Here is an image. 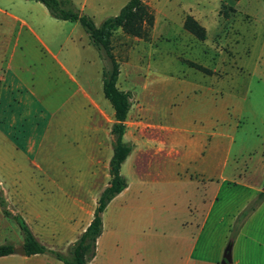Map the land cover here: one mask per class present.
Wrapping results in <instances>:
<instances>
[{"label": "rangeland", "instance_id": "rangeland-1", "mask_svg": "<svg viewBox=\"0 0 264 264\" xmlns=\"http://www.w3.org/2000/svg\"><path fill=\"white\" fill-rule=\"evenodd\" d=\"M144 1L159 19L151 40L120 31L114 52L118 87L134 96L127 136L139 143L135 165L146 181L125 170L134 195L103 213L94 264H112L122 258L115 249L133 243L146 245L147 264H164L161 245L197 240L205 217V241L223 254L238 228L232 258L243 236L264 231V0ZM189 15L205 39L184 28ZM189 62L214 73L186 80ZM103 67L79 22L54 18L35 0H0V192L48 177L80 181L85 191L102 179L93 158L115 121Z\"/></svg>", "mask_w": 264, "mask_h": 264}, {"label": "crops", "instance_id": "crops-1", "mask_svg": "<svg viewBox=\"0 0 264 264\" xmlns=\"http://www.w3.org/2000/svg\"><path fill=\"white\" fill-rule=\"evenodd\" d=\"M72 1L78 8H80L82 13L89 15L93 18L94 21L97 15L102 16L101 21L103 22L107 17L119 14L123 6L129 0ZM45 8L47 12H49V14L53 16L46 6ZM41 10L46 14L43 8H41ZM155 16V24L157 25L159 19L156 12ZM167 18L169 20L168 24L171 27L170 24L172 19L168 14ZM22 22L24 24H27L25 20H22ZM102 22L100 24H97L96 22L95 23L97 25H101ZM37 37L39 41L48 50H50L49 45L39 35H37ZM202 66L205 67L204 65ZM190 67L194 69H187V73L181 75L186 80H189V77L192 74L194 76H209L210 73H214L212 69H209L211 70L210 72H206L191 65ZM178 76L181 78L179 74ZM90 118L93 120V130L101 132L99 125L102 124V121L98 123V121L100 120L99 117L97 118L94 115ZM6 130L7 131L5 133H11L10 126L6 128ZM125 141L130 142L134 145L132 152L122 165V174L126 177L128 186L112 201L126 193H133L131 192L132 182L125 174L126 169L129 170L131 175L137 180L141 182L146 181L145 177L141 173H139L135 165L133 153H135L136 151L135 148H139L138 141H132L131 139H128L127 130L125 134ZM111 142L112 139H110V137L109 140L104 139V141L100 140L98 142V147L101 150L100 155L97 157L95 156L93 158V161L96 164L98 174L102 175V179L95 183L93 188L90 187L89 189L82 191V184L80 181L60 178L55 179L51 177H48L43 181H31L30 184L20 183L16 185L15 190H11L3 186L7 191L8 198L10 199L11 203L23 215L36 239L48 248L67 254L70 245L81 237V235L85 232V230L93 220L98 199L100 198L105 188L109 186L111 181L110 162L114 153ZM230 147L232 146H229L228 150L231 149ZM108 149L110 150V152H108ZM210 150L207 151V156L211 153ZM229 153L230 151L226 152L227 156L223 158L224 162L229 161ZM107 169H109L110 175V179L108 182L106 181V176L104 174V170ZM25 186H29L31 188H24ZM31 190L37 191L38 195L33 196L31 194ZM136 194L142 195L144 194V190H137ZM132 195H134V193ZM206 220L207 217H205L203 220L204 222L201 223V234L199 235L197 240L190 241L191 239H189V241H187L188 239H184V237L181 236L182 240L180 241H176L168 245H161L162 252L160 254L161 260L164 262V264H223L222 261L224 256V248L220 247L219 244L205 241V239H207L209 235V233L206 231ZM104 233L105 232L103 231L102 235L98 238L96 256L88 264H94L97 261L100 252V241ZM57 234H63L66 236L60 237L59 239L58 237H56ZM200 238H202V241L199 240ZM263 241L264 231H257L253 237L252 233L250 235L243 236V238L239 240L234 246L231 264H264V256H262L261 254V251H264L263 245L261 244V242ZM5 243H9L14 246H21L24 243V238L17 222L14 219L6 216L0 207V244ZM146 249V245L139 243H133L131 245L129 244V246L124 249L123 247L115 249L120 251L122 258H120L119 260H113L112 264H147L149 260L145 257V255L147 254ZM150 261L152 263V259ZM0 264L65 263L47 254L39 253L33 255H21L14 252L10 255L1 256Z\"/></svg>", "mask_w": 264, "mask_h": 264}, {"label": "trees", "instance_id": "trees-1", "mask_svg": "<svg viewBox=\"0 0 264 264\" xmlns=\"http://www.w3.org/2000/svg\"><path fill=\"white\" fill-rule=\"evenodd\" d=\"M35 1L44 4L55 18L79 22L87 31L91 44L98 50L104 62L103 91L106 99L114 109L115 120L111 128L114 150L110 162L111 181L98 199L95 216L90 225L81 237L70 245L67 254L50 249L39 242L23 215L13 206L7 194L3 191L0 192V207L6 216L17 222L24 238L23 245L26 255L42 253L53 256L65 264H88L96 256L97 241L104 231L103 213L105 209L128 186L127 179L122 174V165L127 160L134 146L132 143L125 141L127 121L133 106L134 96L130 90H122L118 87L121 63L114 52V39L121 31L130 37H139L146 41L151 40L156 18L155 11L144 0H129L119 14L109 16L101 25H97L93 18L82 13L72 0ZM184 28L202 40L206 38V28L192 15L186 17ZM189 64L206 72L211 71L194 62H189ZM258 205L259 203L256 202L247 210L252 213L257 209ZM237 232L238 228L235 229L223 256L225 260L223 264L232 263L230 256L231 245ZM14 247V245L9 243L0 244V257L13 254Z\"/></svg>", "mask_w": 264, "mask_h": 264}, {"label": "water", "instance_id": "water-1", "mask_svg": "<svg viewBox=\"0 0 264 264\" xmlns=\"http://www.w3.org/2000/svg\"><path fill=\"white\" fill-rule=\"evenodd\" d=\"M14 252L15 253H18V254H21V255H26V250H25V247L24 245H21V246H15L14 247ZM231 256V255H230ZM231 261H232V258H231ZM223 263H225V260L223 259Z\"/></svg>", "mask_w": 264, "mask_h": 264}]
</instances>
